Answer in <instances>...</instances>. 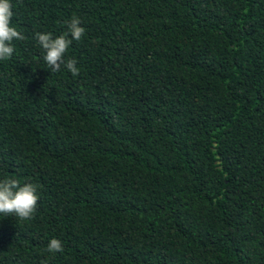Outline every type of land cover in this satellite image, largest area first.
I'll list each match as a JSON object with an SVG mask.
<instances>
[{"label": "trees", "instance_id": "obj_1", "mask_svg": "<svg viewBox=\"0 0 264 264\" xmlns=\"http://www.w3.org/2000/svg\"><path fill=\"white\" fill-rule=\"evenodd\" d=\"M10 2L0 179L39 199L0 264H264V0ZM74 15L78 76L35 38Z\"/></svg>", "mask_w": 264, "mask_h": 264}, {"label": "clouds", "instance_id": "obj_2", "mask_svg": "<svg viewBox=\"0 0 264 264\" xmlns=\"http://www.w3.org/2000/svg\"><path fill=\"white\" fill-rule=\"evenodd\" d=\"M12 4L10 0H0V61L11 58L15 48L14 40H23L25 37L12 25ZM85 34V28L81 26V20L73 16L67 23V30L53 38L50 33L35 34L38 44L44 51L43 60L52 72L59 71L61 64L78 76L80 69L76 59L65 61V53L73 41H79ZM38 186L31 182L21 183L19 179L5 177L0 179V216H14L19 220H30L37 210L39 196ZM49 252H62L63 245L59 239H51L47 246Z\"/></svg>", "mask_w": 264, "mask_h": 264}]
</instances>
